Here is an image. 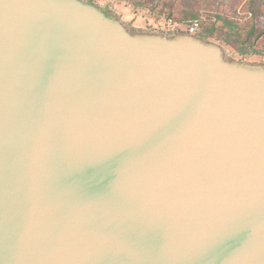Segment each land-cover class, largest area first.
<instances>
[{
    "label": "water",
    "instance_id": "95a60500",
    "mask_svg": "<svg viewBox=\"0 0 264 264\" xmlns=\"http://www.w3.org/2000/svg\"><path fill=\"white\" fill-rule=\"evenodd\" d=\"M0 264H264V63L0 0Z\"/></svg>",
    "mask_w": 264,
    "mask_h": 264
},
{
    "label": "rangeland",
    "instance_id": "374dc122",
    "mask_svg": "<svg viewBox=\"0 0 264 264\" xmlns=\"http://www.w3.org/2000/svg\"><path fill=\"white\" fill-rule=\"evenodd\" d=\"M139 1V0H138ZM147 2V9H135L131 3L127 1L115 0H96L100 6H108L110 10L117 12L123 21L131 26L144 29L167 32L166 27L159 21L162 13L171 11L173 18H180L183 15L189 16L190 13H196L198 21L199 35L202 32L201 26H210L218 24L215 15H227L235 19L242 26L249 20L250 14L245 9L247 0H140ZM160 15V16H159ZM181 19V18H180ZM192 19L188 17L187 20ZM194 19V20H195ZM225 47L232 57L240 59L238 46L223 43L218 36L209 38ZM251 43L264 47V35L258 36ZM254 41V42H253ZM249 62L264 63V56L245 55L242 57Z\"/></svg>",
    "mask_w": 264,
    "mask_h": 264
},
{
    "label": "trees",
    "instance_id": "16d2710c",
    "mask_svg": "<svg viewBox=\"0 0 264 264\" xmlns=\"http://www.w3.org/2000/svg\"><path fill=\"white\" fill-rule=\"evenodd\" d=\"M96 2V0H88ZM127 1L135 9H147V2L138 0H115ZM245 9L251 15L245 25L239 24L235 19L227 15H215L218 24L210 26H201L202 32L197 35L203 39L210 40V37L218 36L225 44H233L238 46V53L242 57L248 54L256 56H264V47L251 43L250 40H255L258 36L264 35V0H247ZM168 18H172L176 23H188L194 20L196 13H190L189 16L183 15L180 18H173L171 11L162 13ZM160 16V15H159ZM188 17L192 19L187 20ZM254 42V41H253Z\"/></svg>",
    "mask_w": 264,
    "mask_h": 264
},
{
    "label": "built area",
    "instance_id": "2783aa9c",
    "mask_svg": "<svg viewBox=\"0 0 264 264\" xmlns=\"http://www.w3.org/2000/svg\"><path fill=\"white\" fill-rule=\"evenodd\" d=\"M159 21L166 27L167 32H185L191 35H196L198 32V21L196 19L188 23H176L172 18L160 17Z\"/></svg>",
    "mask_w": 264,
    "mask_h": 264
}]
</instances>
